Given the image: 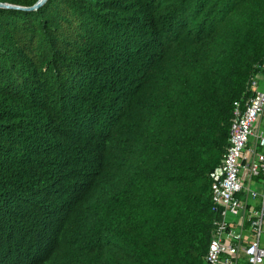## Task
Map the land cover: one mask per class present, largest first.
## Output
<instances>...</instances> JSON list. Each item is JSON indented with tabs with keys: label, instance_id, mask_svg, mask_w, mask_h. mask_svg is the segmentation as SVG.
Masks as SVG:
<instances>
[{
	"label": "trees",
	"instance_id": "obj_1",
	"mask_svg": "<svg viewBox=\"0 0 264 264\" xmlns=\"http://www.w3.org/2000/svg\"><path fill=\"white\" fill-rule=\"evenodd\" d=\"M35 1L0 0V264H204L264 0Z\"/></svg>",
	"mask_w": 264,
	"mask_h": 264
},
{
	"label": "built area",
	"instance_id": "obj_2",
	"mask_svg": "<svg viewBox=\"0 0 264 264\" xmlns=\"http://www.w3.org/2000/svg\"><path fill=\"white\" fill-rule=\"evenodd\" d=\"M254 91L243 103L235 101L228 126L227 146L220 156L219 163L210 172L213 208L217 216L212 219L211 234L203 254L204 264H262L264 247L258 245V235L264 221V153L257 152L255 146L264 144L263 130H254L252 123L259 119L264 110V86L257 84L256 77L250 80ZM253 129V130H252ZM254 133V145L246 147L248 135ZM250 158L245 160L246 153ZM241 168H245L247 179L260 173L262 182L261 206L245 209V202L237 196L242 190ZM260 169V172H258ZM253 189L246 195L253 196ZM228 215H234L237 226H232ZM247 221L251 233L248 237L242 233Z\"/></svg>",
	"mask_w": 264,
	"mask_h": 264
},
{
	"label": "crops",
	"instance_id": "obj_3",
	"mask_svg": "<svg viewBox=\"0 0 264 264\" xmlns=\"http://www.w3.org/2000/svg\"><path fill=\"white\" fill-rule=\"evenodd\" d=\"M263 84H264V82H263ZM257 124H258V127L260 128V130L264 129V110L261 113V115L259 117V121L257 122ZM245 179L247 180V184H242V190L237 192V196L245 202L244 211L247 212L249 210V208H258L261 206V195H260V192H258L260 190L259 185L257 188L259 190L251 188L250 187V180L251 179H247L246 175H245ZM248 189H253L255 194L253 196L246 195V191ZM235 219H237V218L234 215H228V220H229V222H232V224H231L232 226H237ZM247 224H248L247 221H245L244 227L242 228V233L246 237H248L251 233V229L248 227ZM258 245L264 247V221H262V223H261V227H260V231H259V235H258ZM262 264H264V258H263Z\"/></svg>",
	"mask_w": 264,
	"mask_h": 264
},
{
	"label": "rangeland",
	"instance_id": "obj_4",
	"mask_svg": "<svg viewBox=\"0 0 264 264\" xmlns=\"http://www.w3.org/2000/svg\"><path fill=\"white\" fill-rule=\"evenodd\" d=\"M263 82H264V77H261V83H259V85L260 86H264ZM258 121H259V119H256L252 123V128L254 130H260V128L258 127V124H257ZM262 130L264 132V129H262ZM253 145H254V133H251V134L248 135V141L246 142V147L252 148ZM255 148H256L257 152L258 151L259 152H262V151L264 152V145H261V146L260 145H256ZM250 156H251L250 152H247L245 160H248L250 158ZM245 172H246V169L245 168H241V171H240L241 184H247V180L245 179ZM258 172H260V169H258ZM258 185H259V189L261 190L262 182L260 180V173L252 174L251 175V180H250V187L254 188L256 190H259V189H257ZM260 190L258 192H260Z\"/></svg>",
	"mask_w": 264,
	"mask_h": 264
},
{
	"label": "water",
	"instance_id": "obj_5",
	"mask_svg": "<svg viewBox=\"0 0 264 264\" xmlns=\"http://www.w3.org/2000/svg\"><path fill=\"white\" fill-rule=\"evenodd\" d=\"M43 2V0H36L32 5L28 6V7H21V8H32V7H37L39 4H41ZM0 5H4V6H11L8 3H4V2H0Z\"/></svg>",
	"mask_w": 264,
	"mask_h": 264
},
{
	"label": "clouds",
	"instance_id": "obj_6",
	"mask_svg": "<svg viewBox=\"0 0 264 264\" xmlns=\"http://www.w3.org/2000/svg\"><path fill=\"white\" fill-rule=\"evenodd\" d=\"M259 85V84H258ZM260 86V85H259Z\"/></svg>",
	"mask_w": 264,
	"mask_h": 264
}]
</instances>
